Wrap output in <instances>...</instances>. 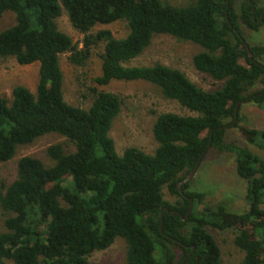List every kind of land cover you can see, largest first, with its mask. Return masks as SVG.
<instances>
[{
  "label": "trees",
  "instance_id": "trees-1",
  "mask_svg": "<svg viewBox=\"0 0 264 264\" xmlns=\"http://www.w3.org/2000/svg\"><path fill=\"white\" fill-rule=\"evenodd\" d=\"M6 11L15 19L0 31V59L38 61L39 69L35 93L16 85L10 97L0 95V163L47 133L65 137L74 149L48 146L51 165L28 155L17 160L16 177L0 188V264H92L91 253L117 237L125 241L126 264H225L210 228L233 231L241 264H264V161L225 140V131L237 128L264 150V129L238 124L241 103L264 110V46L249 45L242 31L264 26V0L182 6L164 0H0V15ZM62 11L83 35L80 42L58 29ZM117 20L126 22L124 38H113L108 29L92 32ZM156 35L201 46L192 64L220 87L205 90L161 63L125 65ZM99 43L98 85L146 81L191 112L156 114L152 154L134 146L116 152L109 130L123 106L118 94L93 90L88 108L64 100L59 55L69 53L68 61L82 66ZM258 83L263 86L255 89ZM209 149L234 155L246 211L232 212L222 202L211 206L204 192L182 182Z\"/></svg>",
  "mask_w": 264,
  "mask_h": 264
},
{
  "label": "rangeland",
  "instance_id": "rangeland-1",
  "mask_svg": "<svg viewBox=\"0 0 264 264\" xmlns=\"http://www.w3.org/2000/svg\"><path fill=\"white\" fill-rule=\"evenodd\" d=\"M172 5L182 6L193 0H164ZM14 13L6 11L0 15V31L14 23ZM58 29L69 35L73 42H80L82 34L70 24L65 11L55 20ZM108 29L113 38H124L128 33L126 22L117 20L109 24H97L92 32ZM249 45L264 46V26L258 31H248L242 27ZM203 50L197 44L177 41L168 35H156L150 45L137 58L129 60L125 65L140 66L154 63L165 64L178 68L199 87L205 90H214L222 84L214 80L209 74L196 70L192 64V56ZM103 43L92 48L91 54L82 66L71 64L67 57L69 53L59 55L60 68L63 72V97L72 105L88 108L93 90L108 91L118 94L123 100L120 113L113 119L109 130L115 150L121 154L130 146L137 147L146 153H153L156 141L152 135V124L156 114L173 112L180 115L191 114L177 102L164 98L158 88L146 81H116L107 85H98L94 78L101 73L100 54ZM260 61L264 64V55ZM39 62L27 65L17 63L15 58L0 59V95L10 97L11 90L16 85L27 87L32 93L36 91L38 81ZM258 83L255 89L262 87ZM241 119L239 125L257 129H264V110L250 103H241ZM243 133L237 128L225 131V140L234 142L240 147H246L257 154L264 161V150L250 144ZM61 144L65 152L73 151L74 146L63 136L56 133H47L37 138L29 145L17 147L12 159L0 163V188L16 177L17 160L22 156H34L42 160L45 165L53 162L46 155V148L52 144ZM235 159L232 153L209 149L199 163L193 176L189 179L188 189L204 192V201L214 206L222 202L232 212H244L248 209L245 200V181L241 179L235 169ZM164 198L172 199L166 190ZM4 215L0 214V228ZM221 251V258L225 264H241L243 252L233 243V231L227 229L218 231L209 229ZM92 264H126L125 241L117 237L113 244L105 250L93 251L89 256Z\"/></svg>",
  "mask_w": 264,
  "mask_h": 264
},
{
  "label": "water",
  "instance_id": "water-1",
  "mask_svg": "<svg viewBox=\"0 0 264 264\" xmlns=\"http://www.w3.org/2000/svg\"><path fill=\"white\" fill-rule=\"evenodd\" d=\"M247 51L249 53L250 58H252L251 52L249 50H247ZM238 108H239V103L236 104L235 109H234V122L236 121V118H237ZM199 162H200V160L197 161L195 166L192 168V170L188 173V175L185 177V179L182 182H187L193 176V174L195 173V171L199 165ZM180 184L181 183L178 184V188H180ZM161 217H162V210H161Z\"/></svg>",
  "mask_w": 264,
  "mask_h": 264
}]
</instances>
